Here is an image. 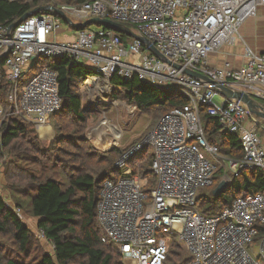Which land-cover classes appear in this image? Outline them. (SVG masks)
<instances>
[{"label": "built area", "instance_id": "built-area-1", "mask_svg": "<svg viewBox=\"0 0 264 264\" xmlns=\"http://www.w3.org/2000/svg\"><path fill=\"white\" fill-rule=\"evenodd\" d=\"M263 5L264 0H86L57 8L78 23L99 18L129 24L151 46L138 38L125 43L118 32L102 26L73 30L68 24L72 41L61 40L59 35L67 33L63 29L66 22L55 11L18 25H0V56L7 54L0 59V73L10 84L8 110L0 104V126L5 118L15 116L40 128L61 110L58 75L41 65L45 59L67 57L91 65L94 74L86 78L82 92L98 109L109 105L117 90L114 78H138L189 99L164 114L147 138L116 163L119 171L125 169L135 153L150 146L154 188L147 190L148 181L133 172L103 183L97 205L102 240L114 244L123 261L164 264L176 236L190 253L191 264H264V234L260 236L264 194L240 197L214 216L205 215L197 203L199 192L215 184L218 170L217 163L202 151L217 159L218 148L206 138L201 109L218 119L222 132L239 137L244 157L224 159L235 177L246 171L264 172L259 118L187 73L193 70L218 85L243 92L258 104L264 101V53L245 47L238 69L229 60L221 67L209 65L210 55L227 44L234 45L240 28L257 17ZM152 47L170 62L155 55ZM218 95L223 97L219 104L215 102ZM115 127L122 133L119 139L111 135L113 148L120 146L125 134L122 127ZM16 211L18 215L22 212Z\"/></svg>", "mask_w": 264, "mask_h": 264}, {"label": "trees", "instance_id": "trees-1", "mask_svg": "<svg viewBox=\"0 0 264 264\" xmlns=\"http://www.w3.org/2000/svg\"><path fill=\"white\" fill-rule=\"evenodd\" d=\"M52 1L53 4L43 0L0 1V25H12L38 7L50 5L58 8L59 5H80L86 0ZM45 13L48 12L41 14ZM73 30L77 29L73 28ZM119 34L125 43L132 40L131 37ZM2 63L3 60H0V65ZM41 65L54 70L58 75L62 108L52 115V118L58 119L54 126L57 132L55 144L47 149L44 148L32 123L19 117L9 116L0 127V158L4 157L5 152L13 158L11 169L9 166L6 173L9 188L19 189L10 183L12 178L19 183L25 180L29 184L30 189L26 192L29 211L39 220L38 228L45 232L47 239L54 246V255L43 253L35 261L26 258L32 247V232L18 215L6 206L0 196V234L11 235L14 247L19 250L14 256L9 252L5 253L0 247V264H123L119 249L114 244L102 240L104 235L97 218V205L105 180L119 178L116 163L129 148L123 149L118 146L108 154H103L99 158V163L105 165V168H101L98 162L96 165L91 164L92 161L98 160L94 155L97 152H90L89 148H86L89 141L86 131L90 114L84 111L80 88L86 78L94 74V69L84 63L72 62L67 57L45 59ZM112 81L117 86V90L110 99L124 100L136 106L138 111L151 114L153 124H156L164 114L189 102V99L182 94L159 89L138 78L132 81L114 78ZM0 87L7 88L8 92L10 84H6L2 79ZM258 102L264 107V101L258 100ZM5 104L7 111L8 104L7 102ZM201 115L209 144L217 147L220 155L226 159L234 161L242 159L244 150L239 137L222 132L218 119L210 116L206 109H201ZM60 117L62 119L67 117L65 125H62ZM153 127L152 125L150 128ZM146 131L140 142L147 138ZM149 148L151 147L143 148L142 165L134 169V174L139 173L142 179L148 181L147 190L156 185V177L152 171L154 156L153 152L149 153ZM33 154L51 158L53 165L51 167L47 163L38 165L40 158L37 156L32 158ZM65 156H68L67 160ZM18 159L24 160L28 167L22 169ZM69 160L71 161L68 167L66 163ZM29 166L33 172L25 171L30 168ZM51 171L63 176L66 182L50 176ZM25 173L30 174L28 179ZM218 174H223V169L217 170L215 184L206 188L210 192L209 195H199L197 199L199 209L207 216L218 215L240 197L264 194V172L256 170L246 171L239 177L233 176L228 187L215 196L213 192L222 178ZM15 205L18 208L22 206L16 200ZM260 232L262 236L264 225L260 226ZM191 262V255L174 242L170 245L168 258L164 264H191Z\"/></svg>", "mask_w": 264, "mask_h": 264}, {"label": "rangeland", "instance_id": "rangeland-1", "mask_svg": "<svg viewBox=\"0 0 264 264\" xmlns=\"http://www.w3.org/2000/svg\"><path fill=\"white\" fill-rule=\"evenodd\" d=\"M45 2H50V4H53L52 0H43ZM62 6V5H59ZM260 15V12L259 14ZM73 21L78 23V21L73 17ZM248 22H246L243 26H245L246 28H249L250 26H248L249 24H247ZM256 24V28H260V32H250V36L252 35V39L255 42H259V43H264V16L262 17V15L259 16L258 19H256L255 21ZM128 27H131V25L129 24H125ZM248 26V27H247ZM71 27L64 23L63 25V29L67 31L60 34L59 35V39L63 40V38H65L67 41H72V37H70L69 34H72L73 31H71L70 29ZM93 29H97L98 25H93L92 27ZM255 33V36H254ZM240 34V33H239ZM245 38V37H244ZM245 41L247 42V40L245 39ZM227 46L223 47L222 49H220L219 52H221L222 50H224ZM242 48V47H241ZM88 66V63L86 64ZM35 71H33L34 73ZM97 75V74H96ZM4 79L6 84H8V80L6 79L5 75L1 72L0 73V80ZM8 86V85H7ZM6 86V87H7ZM82 88L83 85L80 88L81 94H82V103H83V108L84 111H86V113L90 114V121L88 124V128L86 131V135L88 138V145H86L87 149L89 148V151H96L97 154L96 155V159H98L97 161H92L91 164L96 165V163L98 162V165L101 168H105V165H100L99 163V158L101 156H103V154L110 152L111 150H113V148H109L107 150H104L103 148L110 146V141L108 139H106L104 136H97L94 138L93 142V130L95 128H97L99 126V124L105 119L109 121V124L111 127H115L116 125L122 127L123 131L125 132L124 134V138L121 139V143L119 147L123 148V149H127L129 148L128 151H131L134 149V147H136L137 144H139L140 142V138H143V134L145 133V131L147 132L145 136H148L149 133L152 131V128H150L152 125L155 127L156 124L152 122V116L151 114H144L140 111H138L137 109H134V105H130L128 104L126 101L124 100H118V99H110L109 100V105H105L103 106L102 109H93L91 103L92 101H94L93 99L90 100V97L85 96L82 92ZM6 96H7V88H1L0 87V104L2 106H5L6 104ZM222 98L221 96H216L215 97V102L216 103H221L222 102ZM3 100V102H2ZM116 103V105H113V103ZM260 104V103H259ZM6 112V111H5ZM20 118V117H19ZM6 119V118H5ZM22 119V118H21ZM61 119L62 125H65L67 123V117H64V119ZM58 120V119H57ZM56 118H52L49 121V125L46 126H42V127H37L35 126L36 132H37V136L39 137L40 141L42 142L44 148H49L50 146L55 144V139H56V129H55V123L57 122ZM259 121V126H260V131L261 134L264 136V121L261 119H258ZM3 124V123H2ZM1 127V126H0ZM46 127H52L53 128V132L52 135L43 139L44 137L41 136L40 133V129L41 128H46ZM64 127V126H63ZM153 127V128H154ZM111 133H107L106 136L110 139H114V137L111 136ZM42 137V138H41ZM146 138V137H145ZM142 142V140H141ZM140 142V143H141ZM213 146V145H212ZM118 147V146H117ZM92 149V150H91ZM202 151L204 152V154L210 158L212 161L217 163L218 166V170L221 168L223 169V174H218V176H221V182L222 181H227L228 183L232 181V177H233V172L230 170L229 168V163L227 160H224L226 158L222 157L220 155V153L218 152V156H215L217 159H215L209 152L205 151L204 149H202ZM153 152L152 148H149V153ZM143 152H138L135 153L129 160L130 162L127 164V166L125 167V169L122 170H118L117 176L118 177H124V176H128L131 172L134 173V169L139 168L142 164H141V159L143 156ZM33 156H37L38 158H40L38 165L40 163H47L49 167H51L53 165V162H51V158H45L43 157L41 154H33ZM220 156V157H219ZM65 159H68V156H65ZM118 160V158L116 159V161ZM13 161L12 156L8 155L7 152H5L4 157L0 158V196L3 199V201H5L6 206L9 207L10 209H12L16 214L17 211L16 210H21V214L18 215V217L22 220V222L31 230L33 238H32V247L30 249V254L28 255L30 261H35L37 258H39L40 255H42L43 253L45 254H49V255H54V246L52 245V243L47 239V236L45 234V236L43 235L42 232H44L43 230L38 228V219L34 218L31 213H30V209L28 207L29 203L28 200H26V197H28L27 195V190L30 189V186L28 183L25 182V180H23L22 182L19 183V181H17L15 178H12V182H10L11 184H13L14 186H16V188L18 187L19 189L17 190H13L11 188H9V183L7 182V177H6V173L8 171L9 166L11 165V162ZM24 160H20L18 159V163L19 166L22 169H25L28 167V165H26V163L23 162ZM71 160L67 161L66 165H68L69 167V163ZM43 166V164H42ZM30 168H28L25 171H31L33 172L31 169V166H29ZM11 169V166H10ZM12 172V170H11ZM58 173H60L59 171H57ZM57 173V174H58ZM26 178L28 179L30 177V174L25 173ZM24 175V176H25ZM50 176H52L53 178L57 179V180H61L63 182H66V179L63 176H59L56 175V171H51V173H49ZM62 175V174H61ZM26 183V184H25ZM209 191L206 189H202L199 192V195H209ZM15 200L19 201L21 203V207H17L15 205ZM98 218V217H97ZM45 233V232H44ZM260 239L258 238L256 241V248L259 247L260 245ZM173 242L171 243V245L176 242L177 245L178 241H177V237L174 236L172 237ZM181 246V245H180ZM0 247L2 249H4V252L7 253L9 252L11 255L13 254L14 256H16L17 251H19L16 247H14L13 244V239L11 235H1L0 234ZM181 248L186 252L189 253L188 251H186L182 246ZM190 254V253H189ZM123 264H133V263H129L126 261H123Z\"/></svg>", "mask_w": 264, "mask_h": 264}, {"label": "water", "instance_id": "water-1", "mask_svg": "<svg viewBox=\"0 0 264 264\" xmlns=\"http://www.w3.org/2000/svg\"><path fill=\"white\" fill-rule=\"evenodd\" d=\"M52 11L58 12L59 15L61 16V18L67 24L72 25L77 30H83L89 26L98 25V26H102L105 28L112 29L118 33H121V34L126 35V36L131 37V38H138L146 46L152 45V43L148 39H146L145 37L137 36L135 33H133L131 31V29L129 27H127L121 23H118V22H115V21H112L109 19H99V18L90 19L84 23H74L63 11H60L57 8H55L54 6H50V5L33 9L32 11L25 14L22 18H20L16 22L15 25L21 24L22 22L26 21L28 18H30L32 16H35V15H38V14H41L44 12L49 13ZM152 51L155 55H157L162 60H164L166 62H170L161 53H159V51L156 48L152 47ZM6 55L7 54L1 55L0 59H4L6 57ZM175 66L177 68L181 67L179 65H175ZM187 73L190 74L191 76H193L194 78L198 79L199 81H201L206 86L211 87L213 90H215L220 95L225 96L230 101L235 102V103H241V105L244 106L247 110H249L253 115H255L256 117H258L261 120H264V107L261 104H258L256 102H254L253 100H251L243 92L237 91V90H232V89H230L226 86H223V85H218V84L214 83L212 80H210L209 78H207L205 75L198 73V72H195L193 70H188ZM227 187H228V182L222 181L218 185V187L214 190L213 194L215 196H217L218 194L223 192Z\"/></svg>", "mask_w": 264, "mask_h": 264}, {"label": "crops", "instance_id": "crops-1", "mask_svg": "<svg viewBox=\"0 0 264 264\" xmlns=\"http://www.w3.org/2000/svg\"><path fill=\"white\" fill-rule=\"evenodd\" d=\"M259 12H260V15H262L263 17L264 16V5L260 7ZM260 15L247 21L248 22L247 24H249L248 26H250L249 28H246L245 26H242L240 28V31H239L240 34L237 35V42L234 45L227 44L225 45L227 47L221 52H219L220 51L219 50L218 52L210 55L209 57L210 67H221L224 64V61L229 60L233 64V67H235L236 69L240 68L243 64V54H244L245 47H250L254 51H256V53H259V54L264 53V43H259L256 41L254 42L252 39V35L251 36L249 35L250 32H255V33L256 31L260 32V28H256L257 23H255L256 19H258ZM255 33H254V36H255ZM63 39L66 40L65 38ZM245 39L247 40V42L245 41ZM51 129L53 132L52 127ZM42 130L43 128L40 131L41 136H42ZM51 135L52 133L51 134L46 133L43 139Z\"/></svg>", "mask_w": 264, "mask_h": 264}, {"label": "bare ground", "instance_id": "bare-ground-1", "mask_svg": "<svg viewBox=\"0 0 264 264\" xmlns=\"http://www.w3.org/2000/svg\"><path fill=\"white\" fill-rule=\"evenodd\" d=\"M93 109H98L99 105L98 104H95L94 106H92ZM42 129V128H41ZM40 129V131H41ZM111 133L112 135H114L116 138L119 139V137L121 136V133L116 127H111L107 121H103L99 124V126L97 128H95L93 130V142L94 141V138L97 137V136H104L106 139H108L111 143H110V146H107L105 148H103L104 150H107L109 148H113V145L115 143V139H110L106 136L107 133ZM46 133L48 134H51L52 133V129L51 127H47V128H43L42 130V136L44 137L46 135Z\"/></svg>", "mask_w": 264, "mask_h": 264}]
</instances>
